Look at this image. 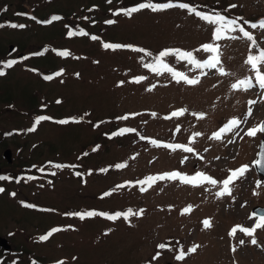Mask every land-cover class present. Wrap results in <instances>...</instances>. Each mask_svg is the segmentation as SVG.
Instances as JSON below:
<instances>
[{
	"label": "rangeland",
	"instance_id": "obj_1",
	"mask_svg": "<svg viewBox=\"0 0 264 264\" xmlns=\"http://www.w3.org/2000/svg\"><path fill=\"white\" fill-rule=\"evenodd\" d=\"M227 1L249 17L262 14L250 18L252 23L264 16V0ZM6 2H15L11 6L18 8H23L22 4H37V12L44 15L51 10L65 14L80 12L83 5L93 3L102 7L93 12L100 15V20L83 26L81 33L86 35L69 30L60 18L39 25L30 21L34 17L30 14L26 28H19L15 33L8 27L0 33V41L5 45L9 37L20 41L26 50L34 48V52L40 44L49 41L45 54L24 61L23 66L10 70L7 76H0V101L10 97L17 99L12 100V104L0 102V110L13 112L11 109L17 107L19 111L26 110L4 115L1 122L6 119L7 125H21L20 129L27 131L25 142L30 148L24 163L32 164L34 171L41 175L35 176L33 183L6 184L0 194V235L14 229L19 241L30 243L29 231L39 234V243H35L37 256L42 260L63 258V264H264V228L256 229V245L251 244V237L243 232L229 235L234 222L246 228L255 227L259 218L251 214L252 208L264 206V174L256 171L254 165L257 164L253 163L264 162V157L259 155L263 132L254 137L245 135L249 128L260 125L264 119V89L256 84L255 71L245 63L250 53L259 54L264 49V29L250 28L259 47H252L245 38L217 42L221 45L220 59L227 75H221L218 69H204L206 75H201V70L187 61L178 60L174 55L165 57L176 71L185 72L189 78H199L198 84L189 85L183 80L177 82L168 72L157 74L145 68L139 52L103 47L106 42L112 44L120 39L137 44L133 45L134 49H144L142 44L154 48L172 44L176 46L174 49L192 51L198 60L208 59L211 53L204 52L201 45L213 42L215 26L187 9L173 7L152 11L145 8L128 16L119 11L123 8L117 0H1L0 4ZM7 13L10 15L12 11ZM235 15L243 18L240 13ZM70 32L75 34L69 35ZM231 35L242 37L238 30ZM164 49L159 48L157 54ZM62 51L70 55L62 56ZM34 63L40 67L38 72L34 70ZM52 67L58 68L60 74L47 81L39 77L38 73ZM260 70L264 72V64L260 65ZM133 74L150 78L151 92L140 82L139 85L133 83ZM248 77L253 78L255 87L232 88L238 80ZM175 107L186 111L183 115L171 116ZM249 108L250 116L247 115ZM123 111L132 112L126 119L136 120L139 130L135 128L134 132L111 136L102 134L104 124L98 128L91 124L93 119ZM44 112V116L51 119L37 125V117ZM193 113L205 115L200 118ZM123 116L113 121L124 125ZM232 118H239L240 126L225 133L222 139H213V133ZM64 119L69 123H58ZM33 128L35 130L30 131ZM195 133L201 135L193 138ZM140 137L145 139L139 141ZM88 140H100L101 146L75 162ZM174 140L187 141L194 152L162 146ZM201 156L204 159L201 160ZM57 158L65 162L63 167L47 165ZM89 164L96 167L92 169ZM121 164L126 166L116 167ZM75 165L82 169L74 170ZM243 165H248L249 170L231 185L230 196L216 195L222 184L193 186L179 180H159L151 187L137 183L144 176L167 168H181V173L189 176L205 172L222 181L230 175L229 170ZM257 181L261 182L259 187ZM114 183L115 187H111ZM119 185L124 187H117ZM142 186L146 191L140 190ZM18 187L19 193L12 196L9 190ZM160 187L161 194L157 190ZM19 197L40 200L48 208L28 207L19 202ZM69 206L80 208L63 212ZM188 206H192L190 212L184 213ZM143 207L146 209L142 215H133L127 220L123 217L112 220L101 215L80 219L70 215L82 210L107 214L129 209L139 212ZM205 219L211 221V227L204 228ZM52 226L61 230L41 240ZM240 239L245 240L243 245L239 244ZM160 244L166 247H158ZM193 245H199L195 253L183 260L176 259L181 249L187 252ZM233 246H236L235 252L231 250Z\"/></svg>",
	"mask_w": 264,
	"mask_h": 264
},
{
	"label": "snow or ice",
	"instance_id": "obj_2",
	"mask_svg": "<svg viewBox=\"0 0 264 264\" xmlns=\"http://www.w3.org/2000/svg\"><path fill=\"white\" fill-rule=\"evenodd\" d=\"M173 7H179L187 9L190 13H194L196 16H198L203 21L208 22L211 25H214V32H213V42L201 45V49L204 52L211 53L208 59L206 60H198L194 53L192 51H186L181 49H164L159 52V54L154 58V61L151 63H146L143 66L145 68L150 69L152 72L157 74H162L163 72H168L172 75L173 79H175L177 82H180L183 80L189 85H195L199 83V78H189L186 74L182 72H178L175 69H173L170 65H168L165 62V57H168L170 55H174L178 60L181 61H187L189 64H191L194 68L201 70V75H206V73L203 71L204 69H218L219 73L221 75H227L228 73L225 72L224 67L221 63V45L217 42L224 40V39H238V38H245L248 41L251 42L252 47H259V45L256 42V38L253 36V34L245 29V27L239 22L243 18H228L218 12L214 13H206L202 11H198L194 6L187 4V3H173V0H168L167 3H152V2H146L141 3L135 7H132L130 9H121L119 11H123L126 15L131 16L134 12H138L141 9H151L152 11H163L169 8ZM230 7H236V5H231ZM118 14V13H117ZM53 20L59 19V17H52ZM51 21H49L50 23ZM107 23H113V21H107ZM245 23H251V22H245ZM13 27H24V25H12ZM252 28H261L264 29V19L260 20L258 23H251ZM239 31L242 34V37H236L232 36V32ZM75 33L70 32L69 35H74ZM81 35H86V33H80ZM93 39H98L97 37L93 36ZM106 49H116L121 47H132L131 45H119V44H110L105 43L103 45ZM139 52H144L147 55L151 56L152 54L150 52H147V50L142 48L135 49ZM60 55L62 56H68L70 53L68 51H62L60 52ZM16 61H9L7 63V67H11L13 64H15ZM246 64L250 65L251 69L255 71V81L256 84H258L260 89H264V72L260 70V65L264 64V49H261L259 54H249L246 61ZM4 73L0 71V75H3ZM60 73H57L56 75H59ZM52 76H47L45 79H52ZM144 79V77L136 78V82H139V80ZM256 85L253 83V78L248 77L246 79L238 80L237 83L232 85L233 89H243L248 90L250 88L255 87ZM152 87H155L153 85ZM250 103L255 104V101H251ZM186 109H180L177 111H174L171 113V116H180L183 115ZM252 110L249 108L247 115H251ZM155 115V114H153ZM193 115H198L200 118H203L205 114L200 113L196 114L193 113ZM127 117H122L121 119H126ZM170 118V117H167ZM51 117L47 116H39L37 117L35 123L38 125L41 121L49 120ZM75 120V118H72ZM60 124H67L69 123V120L64 119L58 121ZM242 121L239 118H232L229 120L223 127H221L217 132L213 133L212 138L213 139H222L223 135L228 132L235 131ZM35 128L30 129V131H34ZM178 130V129H177ZM135 129H121L118 133H114L113 135H123L127 132H134ZM258 132H264V122H262L260 125L256 127L249 128L245 135L247 136H256ZM201 135L200 133H195V136ZM141 139H145L144 137H141ZM153 144H157V146H161L157 141H152ZM162 146L175 150V149H183L185 152H194V149L188 145H181V144H163ZM201 160L204 159L202 156L199 157ZM185 160L187 157L184 158ZM218 159V158H217ZM183 162V161H182ZM257 165H262L264 162L262 161H256ZM57 167H63V165H56ZM126 165H117L116 167H124ZM43 171V169H41ZM230 175L226 179H223L222 181H218L217 179L213 178L212 176L206 174L205 172H196L194 175H187L184 173H181L179 171H172L168 173L159 174L156 176H149L143 181H139L137 183L141 185H148L151 186L152 184L156 183L158 180H172L176 181L179 180L181 183L184 184H190L193 186H198L202 184H209L213 187H215L217 184H222V187L220 191L216 193L218 197H222L225 195H231L232 194V188L231 185L241 177H243L246 172L248 171V166L243 165L238 169L229 170ZM54 174V173H53ZM79 175V173H77ZM131 183V182H129ZM260 181H257V186H260ZM117 187H124V185H119ZM141 191H146L145 187L140 188ZM4 191V189L0 188V192ZM15 195V193H13ZM104 195H110V193H105ZM28 207H34L33 205H28ZM192 206L186 207L183 211L184 213L190 212ZM143 210H140L139 212H133L131 209H129L127 212H118L115 214H107V213H98L96 211H87V212H76V213H70V215L78 216L80 219H85L87 217H92L96 215L105 216L108 219L116 220L120 217H123L124 219H128L130 216L133 215H142ZM204 228L211 227V221L209 219H205L203 221ZM257 228H264V216H261L259 218V222L256 223L255 227L246 228L240 225H237L233 227L229 235L235 236L237 231L243 232L246 236L251 237V244L256 245L258 243L257 239L255 238V232ZM59 228L52 229L48 234L41 236V240H47L54 232L60 231ZM245 243V240L240 239L239 244L243 245ZM158 247L165 248L166 245L160 244ZM199 248V245H193L190 247L187 252H185L183 249L180 250L179 254L176 256L177 260H183L188 254L195 253L197 249ZM233 252L236 251V246H233L231 249ZM159 253H157V256ZM156 257H154L155 259ZM58 264H63V262H58Z\"/></svg>",
	"mask_w": 264,
	"mask_h": 264
},
{
	"label": "trees",
	"instance_id": "obj_3",
	"mask_svg": "<svg viewBox=\"0 0 264 264\" xmlns=\"http://www.w3.org/2000/svg\"><path fill=\"white\" fill-rule=\"evenodd\" d=\"M23 1H26V0H23ZM117 1H118L119 6H121L123 9H128L130 6L135 7V6H137L136 4L146 3L145 1L158 2V3H167L168 2V0H117ZM173 3L193 4L199 10H203V11H206L208 13L218 12V13L226 16V17H233L234 18L235 16H237L235 14H239L240 13L243 16V19L240 20L239 22L245 27L246 30H250V26H251V24L245 23L246 21L252 23L253 21H250L251 20L250 18H255L256 16L262 15V14H259V15H256L255 17L254 16L253 17L252 16L249 17L245 13H242V11H238L234 7H230L232 3L227 1V0H222V1H220V0H173ZM101 7L102 6L99 5V3L83 5L80 12H77V11H75L74 13L71 12V13L65 14V17H66V20H67L69 26L76 27L75 26L76 25V21H78L79 24L81 25V28L84 29L83 26L85 24H89V22L93 23L94 21L97 22L98 20H100V18H101L100 15H94L93 12H94L95 9L98 10ZM236 18H238V17H236ZM106 43H110V42H106ZM112 44L131 45L132 47H125V48L122 47V49H124V50L130 49L131 51L139 52V51H136L133 48L134 47L133 45H137V44L131 42L128 39L127 40L120 39V40L112 41ZM142 45H143L144 49L147 50V52H150L152 55L145 58L144 56L146 55V53L139 52V57L141 58V60H144V59L149 60V59L153 58L154 57L153 53H156L157 50H159V48L163 47V45H159V47H155V51H152V49L154 47L149 48L150 45H148V46H146L145 44H142ZM165 45L167 46L168 44H165ZM173 47L175 48L176 46L170 44V46H168L167 49H170V48H173ZM181 50H183V48H181ZM138 61H140V60H138ZM156 109H157V107H156ZM27 111L30 112L32 114V116L33 115L35 116L34 112L30 111L29 109H27ZM127 112L129 114L132 113L131 111H127ZM129 114H127V113H125V111H123V112H120L117 115L116 114L106 115V116L101 117L100 119L98 118V120L97 119H93L91 124H93L92 126L94 128H98L100 125L104 124L107 128L106 127L101 128L102 129L101 131H103L102 134L106 135V133H108V134H112L111 136H113L114 133H118L121 129L129 128V127L133 126L132 122H134V120H131V119L130 120L126 119L124 121L126 124L132 123L129 126L123 125L121 123L120 124L119 123H115L116 121H113V120H117L119 116H122V115L127 116ZM111 122H114V123H111ZM136 128L139 130L138 127H136ZM140 140H141V137L139 138V141ZM99 142L101 143L100 140L99 141H97V140H92V141L88 140V142H86L83 145V148H82L81 152L79 153L80 156H78V158L75 159V162H78V160L81 159V156H89L90 153H93V148L101 146V145H99ZM89 167L93 169L94 166L89 164ZM74 168H76V169H74L76 171H79V169H82V167L79 166V165L78 166L75 165ZM165 170L166 171L173 170V171L181 172V168H176V169L167 168ZM96 171H97L98 174L100 173L98 167H97ZM154 172H160V171H154ZM154 172L150 173L148 176H144V177L154 176ZM183 173H185V172H183ZM85 181H86V178L83 179V182H85ZM152 185H151V187H152ZM112 186L115 187V183L112 184L111 187ZM157 190L161 194V187L158 188ZM33 202L35 203V206H34L35 209H37V207H42V208H46V209L48 208V206L42 204L40 202V200L39 201L38 200L37 201L34 200ZM80 207L84 208L82 205ZM80 207L79 206H77V207L69 206V208H67V210H63V212L64 211H70L72 209H78ZM145 209L146 208L143 207V209H142L143 212L142 213H144ZM82 212H83V210H82ZM52 229H54V227H50L49 229H47L45 231V234H47L49 232V230H52ZM20 231L22 232V230H20ZM13 243H14L13 246L20 250V252L18 251V256H17L18 258L14 257L13 254H10L9 252H7V254H6V251L3 248H0V258L3 259L5 257V264H25L26 262H28V264H35L36 262H38L40 264L41 260H38L37 249H36V248H38L37 247L38 241H37V245L35 244L34 247H33L31 242L29 243L27 241H17V242L14 241ZM46 263H49V262L42 261V264H46ZM155 264H156V262H155Z\"/></svg>",
	"mask_w": 264,
	"mask_h": 264
},
{
	"label": "flooded vegetation",
	"instance_id": "obj_4",
	"mask_svg": "<svg viewBox=\"0 0 264 264\" xmlns=\"http://www.w3.org/2000/svg\"><path fill=\"white\" fill-rule=\"evenodd\" d=\"M23 1V0H20ZM15 2H6L0 4V33L4 31V29H8L10 27L14 32L20 31L19 27H13L12 25H19V19L20 14H18V8L17 5L12 7L11 5ZM8 11H12V14L8 15ZM6 24V25H5ZM41 24V23H40ZM18 28V29H17ZM15 32V33H16ZM8 44L5 45L2 41H0V71H2L4 74L0 75L1 77L7 76L9 74V71L18 68L20 65H24V61L31 60L33 57H36L32 55L33 49L30 48V50H26L27 48H24L20 41L12 40L11 38H7ZM7 46V47H6ZM35 47V46H34ZM36 51V50H35ZM37 52V51H36ZM25 58V59H24ZM15 60L16 63L13 64L11 67H7V63L9 61ZM36 64V63H35ZM19 69V68H18ZM12 100L16 101L17 99L15 97L6 98L0 102L6 103V104H12ZM0 104V105H1ZM0 109L2 107L0 106ZM12 111H2L0 110V183H10L14 182L16 180H21V177H23V174H25L24 181L27 182H34L33 180V174L29 172V170L25 169L28 164L24 163L26 160L30 145L25 142V136L27 135L26 130L20 129L21 125L12 124L11 126L7 125V120L1 122L3 119L2 116L4 115H14L19 114V112H26V110L19 111V108L17 109H11ZM6 148H9L10 151H8ZM24 163V164H22ZM6 233H2L3 235H7L8 233L11 236V239L9 240L11 242V247L7 248L4 245L0 244V248H3L10 254H13L14 257L18 258V251L20 250L18 248H15L14 241H19L18 238L16 239L15 232L5 231ZM31 240H33V234L29 231ZM8 236V235H7ZM14 238V239H13ZM26 262V261H25ZM25 264H28L26 262Z\"/></svg>",
	"mask_w": 264,
	"mask_h": 264
},
{
	"label": "water",
	"instance_id": "obj_5",
	"mask_svg": "<svg viewBox=\"0 0 264 264\" xmlns=\"http://www.w3.org/2000/svg\"><path fill=\"white\" fill-rule=\"evenodd\" d=\"M263 138H264V136H263ZM262 144H264V139L262 140ZM261 144V145H262ZM263 146V145H262ZM262 150V149H261ZM8 151H10L9 149H8ZM261 153V152H260ZM260 153H259V155H260ZM262 162H263V160H262ZM257 169L258 170H260V172L261 173H263L264 174V165H257ZM254 213H256V214H258V215H264V209L263 208H260L259 210L258 209H256V210H254ZM6 241V238L4 237V236H1L0 235V243H3V242H5ZM10 245V244H9Z\"/></svg>",
	"mask_w": 264,
	"mask_h": 264
},
{
	"label": "bare ground",
	"instance_id": "obj_6",
	"mask_svg": "<svg viewBox=\"0 0 264 264\" xmlns=\"http://www.w3.org/2000/svg\"><path fill=\"white\" fill-rule=\"evenodd\" d=\"M263 122H264V121H263ZM26 136H27V135H26ZM26 136H25V137H26ZM263 136H264V134H263ZM263 139H264V138H263ZM261 144H262V142H261ZM261 144H260V148H259V149H260V152H261V153H260V156L264 157V144H262L263 146H262ZM6 149L8 150L9 148H6ZM261 149H262V150H261ZM9 150H10V149H9ZM260 208H263V209H264V206H262V207L255 206V207H254L255 210H256V209L259 210ZM8 236H10V235H8Z\"/></svg>",
	"mask_w": 264,
	"mask_h": 264
}]
</instances>
